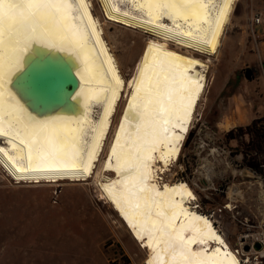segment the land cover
<instances>
[{"label":"bare ground","instance_id":"bare-ground-1","mask_svg":"<svg viewBox=\"0 0 264 264\" xmlns=\"http://www.w3.org/2000/svg\"><path fill=\"white\" fill-rule=\"evenodd\" d=\"M97 2L106 21L149 35L127 80L92 0H0V169L14 184L88 181L125 96L96 183L146 264H242L191 187L160 177L178 160L237 0ZM37 50L71 60L74 111L38 116L11 89Z\"/></svg>","mask_w":264,"mask_h":264},{"label":"rangeland","instance_id":"rangeland-1","mask_svg":"<svg viewBox=\"0 0 264 264\" xmlns=\"http://www.w3.org/2000/svg\"><path fill=\"white\" fill-rule=\"evenodd\" d=\"M92 3L127 80L149 35L106 21L97 0ZM256 15L264 17V0H237L220 50L210 57L206 91L178 160L160 175L191 187L196 210L212 220L242 264H264V247L255 251L251 245L264 231V147L256 121L244 116L233 125L223 112L233 94L241 101L264 98V22L253 24ZM253 67L259 73L250 84L244 73ZM125 100L123 96L101 162L88 181L14 184L0 169V264H146V251L96 183Z\"/></svg>","mask_w":264,"mask_h":264},{"label":"water","instance_id":"water-1","mask_svg":"<svg viewBox=\"0 0 264 264\" xmlns=\"http://www.w3.org/2000/svg\"><path fill=\"white\" fill-rule=\"evenodd\" d=\"M252 72V69L245 70V78L250 80ZM10 87L32 113L41 116L58 110L74 111L71 98L78 87V80L71 60L60 54L37 50L13 78ZM252 248L260 251L262 245L255 242Z\"/></svg>","mask_w":264,"mask_h":264},{"label":"crops","instance_id":"crops-1","mask_svg":"<svg viewBox=\"0 0 264 264\" xmlns=\"http://www.w3.org/2000/svg\"><path fill=\"white\" fill-rule=\"evenodd\" d=\"M253 59V58H252ZM264 59V57H263ZM256 68V67H255ZM252 69V78L248 80V82L251 84L255 79L256 76L259 73V69L256 68L254 71V67ZM260 69L263 71L262 66ZM260 70V71H261ZM264 74V71H263ZM264 80V79H263ZM250 91L247 89V94L246 95H251L249 93ZM231 97V98H230ZM229 97V102L226 104L225 111L223 112L224 117H226L227 122L231 121L233 125L238 122V120H241L242 117H247L249 121H256L257 124L259 125V134H261V144L264 147V98L262 97V100H252V99H241L238 98L239 95L233 94ZM249 97V96H248ZM241 101V102H240ZM231 103H234L232 105ZM264 155V154H263ZM249 172L254 173L253 169H248ZM248 178V177H246ZM256 180V177H254Z\"/></svg>","mask_w":264,"mask_h":264},{"label":"built area","instance_id":"built-area-1","mask_svg":"<svg viewBox=\"0 0 264 264\" xmlns=\"http://www.w3.org/2000/svg\"><path fill=\"white\" fill-rule=\"evenodd\" d=\"M253 24L255 25H260L261 23L264 22V17L262 16H259V15H256L253 17V20H252ZM263 199H264V196H263ZM255 242H259L261 245H262V248L264 247V231H260L258 232L255 237L252 239L251 241V245L253 246V244ZM261 253V252H260Z\"/></svg>","mask_w":264,"mask_h":264},{"label":"flooded vegetation","instance_id":"flooded-vegetation-1","mask_svg":"<svg viewBox=\"0 0 264 264\" xmlns=\"http://www.w3.org/2000/svg\"><path fill=\"white\" fill-rule=\"evenodd\" d=\"M256 70V68L254 67V71Z\"/></svg>","mask_w":264,"mask_h":264}]
</instances>
